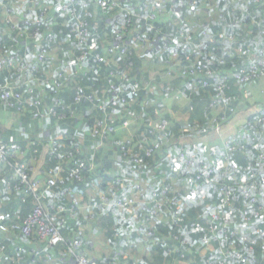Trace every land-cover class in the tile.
Wrapping results in <instances>:
<instances>
[{
  "label": "trees",
  "instance_id": "obj_1",
  "mask_svg": "<svg viewBox=\"0 0 264 264\" xmlns=\"http://www.w3.org/2000/svg\"><path fill=\"white\" fill-rule=\"evenodd\" d=\"M6 1L8 0H0V4ZM38 1L36 0V3ZM53 1L55 11L53 8L54 12L48 13L42 20L41 26L34 30L43 33L42 43L47 48L40 70L50 60V52H56L62 61L56 75L63 69H67V72L63 74V79H60L62 83L58 90H54L49 84L56 75L42 77V81L48 82L43 83L44 89L39 90L33 83L36 97L41 102L40 109L42 111L48 108L55 109V115H50L44 120L50 119V123L57 122L66 126V124L74 125L82 116V120H86L91 129L89 139L97 146H100L99 143L110 144L113 147L110 155H117V158L124 160L128 166L132 167L135 180L118 174L109 176L102 174L103 169H97L94 160L84 155L81 146L69 135L57 134L53 135L49 141H37L32 136L34 134L32 130L36 128L39 121L32 118L28 109L17 112L0 104V113L7 112L23 117L21 119L29 135L28 140L17 141L15 132H9L0 127V141H16L23 147L29 142H37L39 153L32 155L29 152L26 160L29 167L34 169L32 161L36 162L38 158H43L41 178L47 176L48 171L61 168L60 176L64 182L56 184L48 191H43L42 188L38 191L43 194L42 201L45 207H71V200L76 197L74 196L76 192L85 187L87 180L96 176H102L112 185L117 178L123 179L126 184L119 191L121 194H130L137 183L144 188L147 199H150L153 192L160 193L163 188L168 187V192L164 196V205L161 208L163 214L150 221L145 219L149 211L147 207L145 211L142 207L116 210L108 206L99 207L95 209L94 217L90 220L80 215L83 212L82 209L78 210V216L75 219L67 218L60 226V233L67 244H70L75 231L81 228L80 226L87 228L90 226L91 234L94 231L95 235L101 236L97 230L98 227L102 230V235L111 241L112 256L103 257V253L97 249L96 238H93L92 244L90 238L88 242H85L84 237V246L80 250L97 264H111L114 260L118 264H208L217 262L220 257L218 248H215L212 253L207 252L201 256L200 237L198 232L191 228L192 222L205 224L216 209L222 208L230 217L229 228L236 227L244 230V228L256 227L264 231V162L262 161L264 158V116L262 115L264 105H260L257 112L250 116L244 126L236 132L239 133L240 139L229 153L234 167L211 174L208 185L203 182L205 173L201 169V164L218 158L223 150L222 145L217 148L215 154L201 158V152H195L197 146H181L178 142L181 137H185L191 131L197 133H201L204 129L212 131L217 123L224 128L241 112L245 98L253 87L259 89L260 93L264 92V63L263 67L258 65L259 57L264 60V0H160L162 12L152 22L153 30L151 31H147L143 24L142 18L146 15L141 7L143 0L120 1L127 5L126 9L134 15V17L131 16L128 27L124 26L123 14L119 10L96 11L92 17H87L78 5V12L70 18L58 11L59 0ZM90 1L94 2V0ZM203 1L213 3L216 7L214 16H210L206 4L204 8L197 10V6ZM5 4L10 3L3 5ZM3 5L0 26L6 34L2 37L4 40L0 42V56L9 53L22 56L25 52L31 56L35 55L37 53L35 44L24 49V43L16 40L14 34L7 30L3 22ZM170 12L180 19L178 24L173 20L164 19ZM34 13L31 15L26 13L27 16L23 15V17L35 18V10ZM79 21L86 24L89 32L88 40L82 44L77 41L73 33L74 24ZM112 26L128 30L124 32L122 42L115 41ZM132 31L146 35L150 39H146L142 46L136 45L130 36ZM183 32L190 34L193 41L198 44L197 52H189L182 38L179 39L180 42H176L175 37H180ZM103 37L109 41L106 42ZM110 46L118 47L117 51L105 52ZM121 47H126L129 52H120ZM137 48L144 52H136ZM11 50L15 52H10ZM84 50L87 52H83ZM173 53H175V59L172 58ZM100 56L104 58L101 62L97 60ZM80 58L83 60L80 61ZM77 61L81 63V70L77 69ZM161 73H164L163 77ZM23 76L26 78L29 73ZM17 77L16 71H0V83L15 81ZM188 81H191L192 89L186 88ZM151 82H154L155 86L157 84L158 88L164 86L160 89L161 94L147 93ZM111 84L113 89H110ZM136 84L139 85V89L135 95L136 102L130 107L133 112L136 113L143 100L155 102L156 98L160 99L170 92L174 94L175 99L183 96L190 102L182 108V113L188 114V120L183 122L162 116L159 119L153 118L152 121L143 123L138 135L126 140L115 137L116 133L109 134L105 139L93 137L91 131L98 121L104 120L107 125L112 124L115 127L121 125L123 121L121 119H125L126 107L122 105L112 107L109 100L115 95L131 98V92ZM144 86L147 87L143 90ZM77 88L83 91L79 102L74 100ZM148 111L152 114L156 113L154 108ZM114 115L121 116L120 122L109 118ZM161 119L167 122L165 130H150V126ZM246 135H249L250 139L245 140ZM52 140L59 143V148L56 151L48 148L44 152L43 144H50ZM127 141L130 142L129 145ZM157 143L161 145L155 149L154 145ZM126 145L128 153L125 155L121 148ZM150 149L152 152L147 156L146 153ZM70 152L76 158L93 164L92 169L82 172L85 177L83 181H77L68 176L72 164L65 155ZM180 154H184L191 160L190 169L184 172H179L186 167L184 161H178ZM136 159L141 160V163H135ZM0 173L2 176L7 175L5 169H2ZM144 173L153 174L151 179L156 177L157 181H152L153 184L150 185H143L137 174ZM198 174L202 175L199 180L196 179ZM174 179L177 183L188 182L186 193L184 190L174 189L179 187V184L173 185ZM221 184L229 187L228 197L220 191ZM244 187H247L245 194H243ZM192 190L194 193H189ZM109 192L110 187L105 194ZM251 198H254V202H251ZM85 204H91V202ZM33 207L32 194L4 193L0 190V230L2 227L10 230L7 235H0V245L4 246L6 254L2 264H11L10 258L14 256L15 247L25 243L23 238L21 239L20 228L24 219L31 214ZM176 209L183 214L180 227L175 226L171 221L172 211ZM244 211L248 212L249 221L241 218ZM140 227L141 231H139ZM115 232L118 237L115 236ZM145 232L150 233V237L144 236ZM132 235L140 241H150L153 244L145 247L136 243L134 247L140 249V257L137 253H133L129 258H125L126 255L121 252V245L123 242L128 245ZM173 236H176L178 240H174ZM252 239L249 238V240ZM255 241L256 244L252 246L246 264H264V236L255 238ZM178 246L181 247L180 252L184 255L183 260H179L174 252V248ZM122 247L124 249V246ZM62 248L63 245L52 249L57 251ZM94 249L99 250V254L95 253ZM31 260V255H26L25 263ZM60 262L74 264L73 260L63 259ZM36 264L47 263L39 259ZM235 264L239 263L235 262Z\"/></svg>",
  "mask_w": 264,
  "mask_h": 264
},
{
  "label": "built area",
  "instance_id": "obj_2",
  "mask_svg": "<svg viewBox=\"0 0 264 264\" xmlns=\"http://www.w3.org/2000/svg\"><path fill=\"white\" fill-rule=\"evenodd\" d=\"M80 1L81 0H59L58 11L71 18L78 12V5L81 6V10L87 17H92L96 11L108 12L109 10L115 9L122 12L124 26L127 27L131 23V16L134 17V15L126 9L127 5L120 3L121 0H94V2H91L90 0ZM141 7L144 13H146L144 18H142L144 21L143 24L146 26L147 31H151L153 30L152 22H154L157 19L158 14L162 12L161 1L143 0ZM53 8L55 11L53 0H39L34 8L36 17L31 19L17 15L11 4L3 5V22L7 27V30L14 34L16 40L18 39L24 43V49H28L31 45L35 44L37 47V53L33 56L29 55L27 52L22 56H19L16 53H9L0 56V71L10 70L18 72V80L0 83V104L15 109L17 112L28 109L32 118L39 122L50 115H55V109L48 108L44 111L40 109L41 102L36 97L35 87L33 86V77L38 79L37 81L48 83L47 81L40 80L37 75L45 59L47 48H45L42 43L43 33L34 30L41 26L42 20L48 13L54 12ZM111 28L113 30L115 41L122 42L124 32H128V30L120 29L116 26H112ZM73 33L80 44L86 42L89 38V32L83 21L74 24ZM130 36L136 45L141 46L146 39H150L146 37V35L143 36L135 31L130 32ZM180 38L185 41L189 52H197L198 44L193 41L190 34L183 32L180 37H175L176 42H178ZM31 41L33 44H31ZM11 47H13V45H11ZM117 49L118 47L116 46H110L105 52L112 53L117 51ZM119 51L129 52L126 47H121ZM10 52L15 51L11 50ZM83 52L87 51L84 50ZM174 54L175 53L172 54L173 59L176 58ZM83 55H85V53H83ZM258 59V65L263 67L264 60L262 58L260 59V57ZM81 60L83 59L80 58V61ZM97 60L101 62L104 58L100 56ZM77 69H82L81 63L78 61ZM184 71L182 72L183 74L185 73ZM27 72L30 74V79L23 81L21 76ZM66 72L67 69L61 70L56 77L49 82L54 90L60 88L62 83L60 79H63V74ZM167 74H169V72ZM146 87L147 86L142 87L143 90L146 89ZM186 88H193L191 81L186 83ZM110 89H113L112 84L110 85ZM138 89L139 85H134L131 92V98L115 95L109 100L112 107L117 105L126 107L125 119L121 122V125L117 127L112 124L107 125L104 120L96 122L91 131L93 137L97 136L105 139L109 134L116 133L119 128H127L133 120H136V113L133 112L130 107L136 102L135 95ZM82 96L83 91L80 88H77L74 98L75 102H79ZM88 99L91 100L90 97H88ZM262 115L264 116V111H262ZM166 127L167 122L161 119L150 126V130L164 131ZM212 131L221 136L223 128L217 123ZM239 139V133L231 135L230 138L222 144L223 150L218 158L207 160L201 164V169L205 173V175H203V182H206V185L209 184L208 182H210L211 174L214 172H223L227 170L228 167H234L229 158V153L235 148V144L238 143ZM244 139L248 140L250 139V136L246 135ZM129 143L130 142L127 141V145H129ZM127 145L126 147L121 148L125 155L128 153ZM160 145V143H157L154 145V148H159ZM59 146L60 145L57 141L52 140L48 147L52 151H56ZM29 152L32 155H37L39 153L37 142H29L23 147L16 141H0V172L2 169L7 171V175L5 176H2L0 173V177H2L0 180V190L4 193H22L23 195L32 194L34 198L33 210L31 214L24 219L20 228L25 243H20L15 247L14 256L10 258L11 261H9L11 264H36L37 260L43 259L47 264H57V262L62 264L60 261L64 259L73 260L74 264H97L94 260L89 259L80 251L84 246L83 240L85 237V232L82 228H78L75 231V235L70 244H67L60 233V226L65 223L67 218L75 219L78 216L77 212L81 208L80 201L74 197L71 200V207H45L42 201L43 194L38 193L41 188L43 191H48L56 184H62L64 182V179L60 176L61 168L58 167L55 170H50L48 171L47 176L41 178V172L35 174L36 169H31V167H29V163L26 160V156ZM151 152V149L148 150L146 155H150ZM65 158L72 164L68 172V176L71 179L83 181L85 177L82 172L93 168L92 163L76 158L71 152L67 153ZM178 161H184L186 164V167L180 169L179 172H184L186 169H190L191 160H189L187 156L184 154L178 155ZM262 161L264 162V158ZM135 163L140 164L141 160L136 159ZM201 177L202 175L198 174L196 179L199 180ZM125 184L126 183L123 179L117 178L115 184H110V192L108 194H105V192L99 193L98 208L108 206L112 210H116L122 208L142 207L145 211L147 207L149 211L145 219L148 221L159 218L163 214L161 208L164 205V196L168 192V187L163 188L160 193L153 192L150 199H147L144 193V188L137 183H135L130 194L119 193V191L125 187ZM219 189L226 197H228V190H230L228 186L221 184ZM246 189L247 187L243 188V194L246 193ZM189 193H194V191L192 190ZM251 202H254V198H251ZM172 213L171 221L175 226L180 227L183 222V214L177 209L172 211ZM256 214H258V212H256ZM248 216L249 214L246 211L241 214V218L245 221H249ZM86 219L90 220L92 219V216L88 215L86 216ZM230 223V217L224 213L222 208L220 210L216 209L205 224H201L200 222L191 223V228L196 230L200 237V246L202 247L200 252L201 256H204L207 252L212 253L215 248H218L220 257L217 262L206 263L229 264L230 262V264H235V262H237L239 264H246L248 260L247 256L251 253L252 246L256 244L255 238L264 236V231L261 228L253 227L240 230L236 227L229 228ZM3 228L5 227H2L1 229ZM139 231H141V227L139 228ZM115 236L118 237L117 232H115ZM144 236L150 237V233L145 232ZM249 238L253 239L249 240ZM173 239L178 240L176 236H173ZM61 245H63L62 249L57 251L53 250ZM180 250V246L174 248V252L177 254L178 259L183 260L184 255ZM5 255L4 246L0 245V264L3 263ZM26 255H31L32 260L30 262L25 263L24 259ZM111 264L118 263L114 260Z\"/></svg>",
  "mask_w": 264,
  "mask_h": 264
},
{
  "label": "crops",
  "instance_id": "obj_3",
  "mask_svg": "<svg viewBox=\"0 0 264 264\" xmlns=\"http://www.w3.org/2000/svg\"><path fill=\"white\" fill-rule=\"evenodd\" d=\"M31 44L33 42L31 41ZM136 52H144L141 51V49L137 48ZM50 60L46 62V65L40 70V75L38 78L41 80L43 76L50 75L55 76L57 73V70L60 68L59 64L62 62L61 57L56 52H50L49 54ZM165 69V68H164ZM161 77H163L164 73H161ZM30 77V74L28 77H22L21 79L23 81H26ZM15 80H18V77L15 78ZM33 83L39 90L44 89L43 83L40 81H37L38 79L33 77ZM161 86V85H159ZM162 87H157V84L155 86L154 82H151L149 84V88L147 90V93H158L161 94L160 89ZM254 88V89H253ZM250 90V93L248 94L247 98H245L244 105L242 107L241 112H239L228 124H226L223 128L222 135L219 136L215 134L213 131L210 130H203L201 133H197L196 131H191L188 135L185 137H181L179 139V144L181 146L184 145H191V146H197L195 148L196 151H200L202 157L206 158L210 157L211 155L215 154L217 151V148L222 145L226 140L230 138L231 135L239 131L244 124L245 121L252 115H254L260 105H264V92L260 93V90L255 87H253ZM47 95V92L44 94ZM176 100V101H175ZM190 102L183 96L174 98V94L170 93L166 96H162L160 99L156 98L155 102H146L143 100L140 103V108L136 111L137 118L136 120H133L130 125L127 128H119L116 132L117 138H120L122 140H126L131 137H135L138 135L141 131V127H143V123L152 121L153 118L159 119L162 117H169L170 119H175L177 121H183L186 122L188 120V114L182 113V108L186 107ZM151 108H154L156 110V113L153 114L150 113L148 110L151 111ZM22 116L20 115H14V114H8L7 112L0 113V127L3 129H6L9 132H15V140L17 141H25L28 140L29 135L27 134L26 127L23 125L22 122ZM109 118H114V120H117L120 122L121 116L114 115ZM121 120H124L121 119ZM36 128L33 131L34 138L38 140H46L49 141L53 135L57 134H66L69 135L73 140L76 141V143L81 146L84 155H86L90 160H94L96 168L100 169L102 168L104 172L102 174L104 175H121L128 179H134L133 176V168L128 166V164L120 159L117 158V155L113 156L110 155V151L113 149V147L110 144H104L99 143L100 146H97V144L89 139V131L90 126L87 123L86 120H82V116H80L79 121L70 125H61L60 123H50L49 120H44L42 122H39V124H36ZM204 132V133H203ZM10 140H14L13 138H10ZM43 150L46 152L48 150L49 143L43 144ZM111 165H108V164ZM32 165L35 167V174L37 172H40L43 167V158L40 157L36 162L32 161ZM31 167V166H30ZM153 174H137L138 179H141L143 185H150L153 184L152 181H157V178L151 179ZM160 179H162L160 176H158ZM106 179L102 178V176H96L94 178H90L86 181L84 184V188L82 190H78L76 192V198L80 201L81 208L83 212L80 213V215L85 216H92L94 217V211L98 208V194L102 192L108 191L110 184L108 183ZM179 184V187H175V190L183 191L186 193L188 189V182L184 181L183 183H177L176 180H173V185ZM108 188V189H107ZM89 191H95L94 195L89 194ZM186 195V194H185ZM91 202V204H85L86 202ZM91 208V211H90ZM85 212V213H84ZM161 219V218H160ZM159 219V220H160ZM88 223V222H87ZM86 223V224H87ZM3 236L7 235L9 232V228H3L0 230ZM85 235H88V238H90L91 243L93 244L94 239L91 234L90 226L87 228L84 227ZM20 233V232H19ZM97 233V232H96ZM87 236H85V239ZM22 239V237H21ZM95 243L98 245H104V248L99 249L103 254V257H109L112 256L113 251L110 250V247L106 246L105 242L101 240V237H97ZM99 250H95V253L99 254ZM90 254V253H89ZM92 255V254H91ZM96 257V255H93Z\"/></svg>",
  "mask_w": 264,
  "mask_h": 264
},
{
  "label": "rangeland",
  "instance_id": "obj_4",
  "mask_svg": "<svg viewBox=\"0 0 264 264\" xmlns=\"http://www.w3.org/2000/svg\"><path fill=\"white\" fill-rule=\"evenodd\" d=\"M7 2H9L13 6V8L15 9V12H16L17 15L20 14L19 16H23V15L27 16L26 13H28L29 15H31V13L32 14L34 13L36 0H8L6 2H1V4H0V13H2V5L4 3H7ZM205 4H206L207 10H208L210 16H214L215 12H216V7H214L213 3H205L203 1L200 5L197 6V10H199L201 8H204ZM175 18L176 17L174 15H172V13L170 12V13L166 14V17L164 19L166 21L170 19V20H173V21H175L177 23L180 19H178V18L175 19ZM181 25L184 26V24H181ZM181 25H179V26H181ZM5 34L6 33H5V31H3L2 26H0V42H2L4 40V38H2V37H4ZM103 39H106V37H103ZM108 41L109 40L106 39V42H108ZM234 134H235V132H234ZM94 193H95V191H89V194L94 195ZM80 227L84 230V226H80ZM97 230H98V232L101 233V236L98 235V234L95 235V232L93 231L92 232L93 233L92 237L95 239L98 236H100L101 240L103 242H105L106 246H108L110 248H113L112 244H110L111 241H109L108 238L105 235H102V230L100 228H98V227H97ZM1 234L2 233L0 231V235ZM88 241H89V238L87 236V239H85V242H88ZM128 242H129L128 245H126V243H124V242L121 245V248H122L121 252L124 255H126L125 258H129L131 256V254H133V253H137L138 256L140 257V253H139L140 249H137L136 247H134V244L140 243V246L145 245V247H149L151 243L153 244V242H150V241H140L137 238L133 237V235L130 237ZM122 246H124V249H123ZM104 247H105L104 245L98 244L97 249H101V248H104Z\"/></svg>",
  "mask_w": 264,
  "mask_h": 264
}]
</instances>
